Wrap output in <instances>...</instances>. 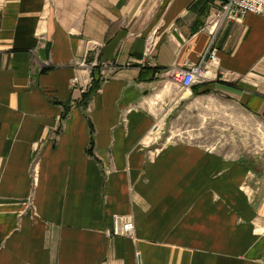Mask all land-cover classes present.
Segmentation results:
<instances>
[{
	"label": "crops",
	"instance_id": "crops-1",
	"mask_svg": "<svg viewBox=\"0 0 264 264\" xmlns=\"http://www.w3.org/2000/svg\"><path fill=\"white\" fill-rule=\"evenodd\" d=\"M212 6L0 0V264H264V166L153 133L214 107L264 127V18L218 32L200 94L171 78L207 53Z\"/></svg>",
	"mask_w": 264,
	"mask_h": 264
},
{
	"label": "rangeland",
	"instance_id": "rangeland-1",
	"mask_svg": "<svg viewBox=\"0 0 264 264\" xmlns=\"http://www.w3.org/2000/svg\"><path fill=\"white\" fill-rule=\"evenodd\" d=\"M233 112L235 113L231 109V113ZM236 119H239L238 115ZM158 126L161 132L160 137H163V143L178 141L174 138L170 139V137L179 134L196 139L199 137V133L203 131L205 135L202 134V138L196 139L202 146L216 147V140L219 139L218 147L222 149L221 151L226 157L256 159L259 166H264V127L259 128V125H253L250 122L247 124L240 123L229 117L226 108H199L192 113L190 124H159ZM185 127L188 128L186 130L192 128L193 131L186 133L184 132ZM158 131L159 129L155 133L159 135Z\"/></svg>",
	"mask_w": 264,
	"mask_h": 264
},
{
	"label": "built area",
	"instance_id": "built-area-1",
	"mask_svg": "<svg viewBox=\"0 0 264 264\" xmlns=\"http://www.w3.org/2000/svg\"><path fill=\"white\" fill-rule=\"evenodd\" d=\"M212 18L209 21L205 29L211 34V41L208 47L207 53L202 55L200 61L187 68L181 69L173 73L171 78L184 89L188 90L192 87L211 81V69L218 64V51L215 47L216 37L218 32L230 22L241 23L248 15H256L264 18V0H212ZM150 49L154 47V40L150 41ZM93 67H103L106 71L101 76L102 83L109 81L112 76L109 75L110 70H113L112 66L108 63L99 64L97 61L91 63ZM93 79L90 81L88 88L82 90L83 94H86L93 86ZM78 79L71 81V86H77ZM156 123L153 129V133L160 128ZM119 225H116V232L114 235H121L131 237L134 233V222L132 219L121 220L119 219Z\"/></svg>",
	"mask_w": 264,
	"mask_h": 264
},
{
	"label": "trees",
	"instance_id": "trees-1",
	"mask_svg": "<svg viewBox=\"0 0 264 264\" xmlns=\"http://www.w3.org/2000/svg\"><path fill=\"white\" fill-rule=\"evenodd\" d=\"M97 89V85L95 84H93V86H92V88L90 89V93H92L93 91H95ZM195 87L194 88H192V90H193V92L195 93V94H200L199 92H197V91H195ZM206 93V92H205ZM93 129H92V135H93ZM94 137H92V139H91V148L93 147V145H94V139H93Z\"/></svg>",
	"mask_w": 264,
	"mask_h": 264
}]
</instances>
